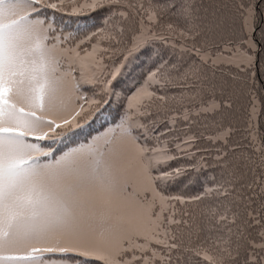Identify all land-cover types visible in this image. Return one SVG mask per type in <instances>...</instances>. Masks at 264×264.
Here are the masks:
<instances>
[{
  "label": "snow or ice",
  "instance_id": "snow-or-ice-1",
  "mask_svg": "<svg viewBox=\"0 0 264 264\" xmlns=\"http://www.w3.org/2000/svg\"><path fill=\"white\" fill-rule=\"evenodd\" d=\"M0 264H264V0H0Z\"/></svg>",
  "mask_w": 264,
  "mask_h": 264
},
{
  "label": "trees",
  "instance_id": "trees-1",
  "mask_svg": "<svg viewBox=\"0 0 264 264\" xmlns=\"http://www.w3.org/2000/svg\"><path fill=\"white\" fill-rule=\"evenodd\" d=\"M96 126L98 127L99 125L97 124Z\"/></svg>",
  "mask_w": 264,
  "mask_h": 264
}]
</instances>
